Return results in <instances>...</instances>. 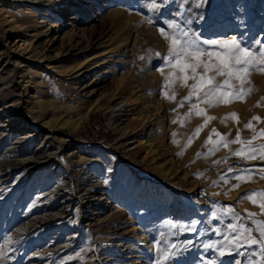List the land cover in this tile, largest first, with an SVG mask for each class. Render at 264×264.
Listing matches in <instances>:
<instances>
[{
  "label": "rangeland",
  "instance_id": "374dc122",
  "mask_svg": "<svg viewBox=\"0 0 264 264\" xmlns=\"http://www.w3.org/2000/svg\"><path fill=\"white\" fill-rule=\"evenodd\" d=\"M155 2L158 9L153 0H61L50 8L44 0H0V264H232L233 256H219L220 248L232 251L220 220L239 214L255 228L247 215L255 213L264 221L260 197L255 205L240 199L264 191V174L256 171L264 160L232 155L241 144L223 147L216 135L230 141L239 132L241 141L257 136L252 146L264 145V74L253 72L243 101L192 110L193 96L180 106L194 81L184 86V74L165 64L169 42L158 31L171 35L170 22L189 21L202 38L235 36L259 50L264 0ZM95 56L105 65L79 80ZM107 96L128 101L131 113L95 110ZM232 113L236 118H227ZM208 117L214 119L205 125ZM19 138L27 143L15 152ZM148 138L152 151L138 145ZM45 139L52 148L46 153H55L47 167L12 169ZM235 175L251 178L242 183Z\"/></svg>",
  "mask_w": 264,
  "mask_h": 264
},
{
  "label": "snow or ice",
  "instance_id": "6c2138e0",
  "mask_svg": "<svg viewBox=\"0 0 264 264\" xmlns=\"http://www.w3.org/2000/svg\"><path fill=\"white\" fill-rule=\"evenodd\" d=\"M164 0H160V4H163ZM153 9H158L159 4L153 0V3L150 6ZM177 15L182 16L183 13L179 12ZM189 21H184V27L176 23L175 20L170 22V27L176 29L174 34H168L165 31V28L158 29L159 33L163 38L169 42V49L166 55L162 57L165 64L170 68H175L183 75L184 86L187 85L188 80H193L194 83L190 86L188 96L181 101V105H184V102L190 100L193 96L196 97V103L190 105L192 110L198 108L199 103H208L210 107L218 106L219 103H232L236 100L243 101L244 98L251 94L253 91L252 88H245L244 85L249 83L250 77L253 72H259L264 74V47L259 50L252 49L247 47L241 40L233 36L231 39H207L202 38L200 35L192 32L190 28H187ZM191 33V34H190ZM208 46V47H205ZM209 48H217L218 51H210ZM157 56H160V53H156ZM207 59H203V57ZM198 69H202L198 73ZM190 70V74L188 73ZM163 74V69H161ZM212 73V75H209ZM174 75V73H169V76L165 77L164 88L168 87L169 77ZM217 77H224L222 83L217 82ZM235 81L239 84L237 88L232 82ZM221 93L222 95L218 96L217 94ZM165 98L174 99V96L169 97L167 92L164 93ZM224 95H230L231 99L224 100ZM199 115V112L196 113ZM191 115V112L189 113ZM227 118H236V114H230V117ZM226 118V119H227ZM214 119V117H208L205 120V125L208 120ZM255 120H259V117H253ZM205 125H200L196 128V133L198 134ZM246 129L252 128L251 121L244 126ZM216 133V130H212ZM216 135L221 137V141H224L223 147H228L229 144L240 143L241 148L232 153V155L241 157L244 159H256L257 154L259 158L264 160V145H259L253 147V141L258 137L253 136L251 140L241 141L239 132L237 133L235 139L227 140L226 136H222L220 133ZM260 137H264V130H261L259 133ZM192 142L190 137L188 140V145ZM212 139L209 136L206 145L211 143ZM249 145L247 149L243 147L244 144ZM220 142H216V146L213 149L209 150L210 154H214ZM244 153H251L250 155H243ZM200 153H197V156H200ZM217 163H220L217 161ZM253 169H242V172L251 174ZM264 174V167L256 170ZM228 172H232V169H228ZM237 181L242 183L248 182L250 180V175L248 180L244 179L242 175H235L232 177ZM225 182H227L226 176H222ZM261 179H264V175H261ZM239 184L233 186V189L238 188ZM254 196L261 198L259 207L261 208V213L264 214V191L259 192H250L244 194L240 199L250 200L254 205L257 204V201L253 199ZM228 213H233L234 210L228 206ZM249 218L252 219V223L255 224L253 228L249 224H244L241 222V217L239 214L231 215L229 222L224 223L223 219L220 220V223L223 224L225 230L223 238L228 242V245L231 247L232 251L225 252L224 248L218 249L219 256L224 257L225 255L233 256L232 264H264V221L255 220V213H247ZM213 219H216L215 213H213ZM192 228H195V224L191 225ZM255 233V235H254ZM174 247V246H173ZM212 244H205L204 248H212ZM241 249H247L248 251H241ZM259 256L260 259H255ZM235 257H244V261ZM167 258V256H166ZM159 264V261H157ZM211 264V262H210Z\"/></svg>",
  "mask_w": 264,
  "mask_h": 264
},
{
  "label": "bare ground",
  "instance_id": "6f19581e",
  "mask_svg": "<svg viewBox=\"0 0 264 264\" xmlns=\"http://www.w3.org/2000/svg\"><path fill=\"white\" fill-rule=\"evenodd\" d=\"M33 2V1H32ZM44 2L48 3V7L50 8L51 6H58V5H62L61 0H44ZM43 4V3H41ZM26 45V41H24V46ZM29 48V47H28ZM104 63V62H103ZM86 69L85 71L81 74V76H79V80L83 79L86 77V75H90L91 73H94L95 71H97L102 65L105 64H100V62L96 61V56L90 58L89 60H87L85 62ZM82 68V65H79L77 67H75V73L80 72V69ZM78 79V78H77ZM80 83H78L77 85H79ZM84 88V91H87L89 89V86L86 85ZM117 100V99H116ZM116 100L112 97H103L102 100H100V102L102 101L101 105H97V107L95 108V110L100 109L101 107L104 108V111L106 113H110V114H115V113H119V116H126L129 115L131 113L130 108V103L128 101H121L120 103H116ZM82 114V113H80ZM84 116V115H83ZM21 120V119H20ZM120 120V119H119ZM121 122V121H120ZM118 126V125H117ZM121 128V127H120ZM148 128V127H147ZM122 129V128H121ZM146 133H144L145 135ZM143 135V136H144ZM148 135V134H147ZM152 140V139H151ZM23 141V142H22ZM48 139L43 140V142L39 145V143L37 145V148L35 150H31V149H27L24 150L23 152V157L22 159H20L19 161H17L15 164H13L11 167L13 168H17V167H24V168H28L29 173L30 170L32 169H36V168H45L47 167L53 160V157L55 155V153L53 151H51L50 153H46V150H51L52 148L50 147V144L48 143ZM150 138H148V140L146 142H140L138 145H143V144H148V146L151 147V151L153 150L154 146L153 144H150ZM24 142V138H19L18 141L16 143H14L15 146L19 147L17 148V150L15 152H22L25 146ZM14 145H12L14 147ZM16 148V147H15ZM22 150V151H21ZM29 152H34L33 155L31 157H26L28 155ZM146 159V158H145ZM3 161V160H2ZM2 163V162H1ZM6 165V164H5ZM2 166V165H1ZM5 167V166H4ZM10 167V171L8 174L6 175H12L13 174V170ZM3 169V168H2ZM7 173V172H6ZM5 175V176H6ZM101 201V200H100ZM98 207H100V205H97ZM100 211H104V208L101 206V208H99ZM110 215H113V213H111ZM109 215V216H110ZM98 217V216H97ZM38 221V219H34L32 222L29 223V225H36V222ZM100 222V220H98ZM102 221V220H101ZM137 237V236H136ZM144 239V238H142ZM149 243H147L146 246H148ZM149 247V246H148Z\"/></svg>",
  "mask_w": 264,
  "mask_h": 264
}]
</instances>
